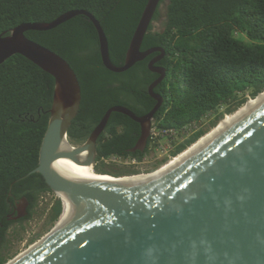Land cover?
<instances>
[{
    "label": "trees",
    "instance_id": "16d2710c",
    "mask_svg": "<svg viewBox=\"0 0 264 264\" xmlns=\"http://www.w3.org/2000/svg\"><path fill=\"white\" fill-rule=\"evenodd\" d=\"M163 1L153 21L158 19ZM147 2L0 0V34L22 22L52 21L69 10L84 9L101 22L110 57L121 65ZM25 34L63 56L79 77L82 102L68 129L70 143L87 140L111 106L125 105L144 115L156 104L148 87L159 74L149 69L147 59L124 72L107 69L98 32L87 16L77 15L53 29ZM151 47L165 49L159 65L167 70L155 88L164 102L153 124L160 130L180 128L191 122L204 123L202 120L213 116L208 127L194 131L177 142L169 155L155 161L154 171L217 126L226 114L264 91V0H168L163 29L154 30L151 23L144 36L141 49ZM54 89V76L20 54L0 64V264L10 256L11 226L32 218L42 194L53 192L41 173L30 172L39 164ZM140 134L138 122L113 112L97 140L94 170L116 177L142 174L144 171L133 164L103 160L117 156L142 161L151 139L145 151L133 152ZM21 198L28 200V213L16 220L11 217ZM62 210V200L56 197L52 222L59 219Z\"/></svg>",
    "mask_w": 264,
    "mask_h": 264
},
{
    "label": "water",
    "instance_id": "95a60500",
    "mask_svg": "<svg viewBox=\"0 0 264 264\" xmlns=\"http://www.w3.org/2000/svg\"><path fill=\"white\" fill-rule=\"evenodd\" d=\"M160 2L148 0L121 65L110 57L101 22L84 9L69 10L52 21L22 22L0 34V64L20 54L55 78L39 164L30 173H41L57 195L70 198L73 208L59 228L55 225L53 237L38 241L40 244L17 264H264V100L155 179L111 175L113 181L93 184L52 169V162L61 157L93 167L97 140L113 112L126 114L141 125L140 137L131 151L145 150L155 114L164 102L154 88L166 77L167 70L155 65L165 56L164 48L142 50L141 46ZM77 15L93 22L102 62L111 71L124 72L154 52L160 54L148 64L159 74L148 88L156 100L154 107L137 115L125 105L111 106L87 140L73 146L68 129L81 107L79 77L63 56L25 33L53 29ZM63 143L70 149L60 151ZM83 151L87 152L85 160L80 155ZM18 201L25 204L21 209L16 206L13 219L28 213V200Z\"/></svg>",
    "mask_w": 264,
    "mask_h": 264
},
{
    "label": "rangeland",
    "instance_id": "374dc122",
    "mask_svg": "<svg viewBox=\"0 0 264 264\" xmlns=\"http://www.w3.org/2000/svg\"><path fill=\"white\" fill-rule=\"evenodd\" d=\"M167 3H168V0H164L159 7V17L157 20H154L152 22L154 30H162L164 27V23L166 21ZM251 99L253 98H249V100ZM245 105L246 104H244L241 107H244ZM239 109H237L236 112ZM223 110L224 109H222V111ZM236 112H233L232 114ZM227 115H231V114H226L221 120H223ZM212 117L213 116H210L209 118L206 117L204 120H202L204 121V123L201 122V124L197 127L199 128L208 127L209 122L212 119ZM192 127L193 129L195 128L193 125ZM213 128H211L209 131H211ZM159 130L160 129H158V132L156 131V134L154 133L155 137L152 140V145H153L152 150L151 152H148V155L143 160L144 162H140L139 164L134 165V167H136L137 169H142L144 171L142 174H148L152 172L151 169H152L153 163H155V161L163 159L167 154H170V151L172 150L174 144L176 143L174 142L172 137L169 134H167V132L164 133ZM71 144L73 146H78L81 144V142L71 143ZM128 161L130 162L129 159ZM56 197H60V196L59 194L57 195L55 191L42 194V196L39 199V203L37 207L35 208V213L33 217L28 220H24L22 222L14 223L11 226L9 230V236H8L11 239L10 256L7 262L13 260L17 256L19 257L24 252L28 251L29 250L28 248L30 246L33 247L35 243L40 241L43 237H45L48 233L52 231V229L55 227L58 221L57 219L56 221L52 222L50 219L51 209L54 204V199ZM24 204H25L24 202L18 201L17 206L18 208L21 209L24 206Z\"/></svg>",
    "mask_w": 264,
    "mask_h": 264
},
{
    "label": "bare ground",
    "instance_id": "6f19581e",
    "mask_svg": "<svg viewBox=\"0 0 264 264\" xmlns=\"http://www.w3.org/2000/svg\"><path fill=\"white\" fill-rule=\"evenodd\" d=\"M264 100V93L257 99H251L247 105L244 107H241L236 113L227 115L223 120L220 121V123L213 128L211 131H209L207 134H205L198 142L193 144L191 147H189L185 152L181 153L178 156H174L171 158L164 166H162L159 170H157L154 173L149 174H140L137 176H133V178L136 179H143V180H149V179H155L158 177H161L168 173L170 170H172L174 167L182 163L186 158H188L192 153H194L196 150L210 142L213 138H215L221 131H223L228 125H230L232 122L237 120L239 117L244 115L246 112H248L250 109L255 107L257 104L262 102ZM69 148L67 143H63L60 146V151L65 152ZM81 158L86 159L87 152L83 151L81 152ZM52 169L58 173L65 176H69L71 178H74L76 180L82 181L84 183H93V184H102L105 182L113 181V178H111V175L97 173L92 166H86L80 163H77L74 159L70 157H61L58 159H55L52 164ZM59 196L62 199V202L64 203V211L62 216L58 219L56 225L57 228L60 227L66 221V219L69 217L70 213L72 212V203L70 201V198L63 194H59ZM56 226L53 228V231L48 233L42 242L47 241L48 239H51L53 235L55 234V229H57ZM41 242V243H42ZM40 244V242L36 243L33 247H31L28 251L24 252L22 255L17 257L16 259L12 260L9 264H17L21 258H23L25 255L30 253L35 247H37Z\"/></svg>",
    "mask_w": 264,
    "mask_h": 264
},
{
    "label": "built area",
    "instance_id": "2783aa9c",
    "mask_svg": "<svg viewBox=\"0 0 264 264\" xmlns=\"http://www.w3.org/2000/svg\"><path fill=\"white\" fill-rule=\"evenodd\" d=\"M198 124V125H197ZM192 125L195 127L194 129H193V127H192ZM200 124L199 123H196V122H191V123H187V124H185V125H183V126H181L180 128H169V129H162V130H159V131H161V132H164V133H166L167 132V134H169L171 137H172V139L174 140V142H179V141H181V140H183V139H185L186 137H188L189 135H191L194 131H196V130H198L199 129V127H197V126H199ZM156 131L158 132V128H157V125H152V127H151V132H150V139H151V141H150V146H149V151L148 152H151V150H152V147H153V145H152V140H153V138L155 137L154 136V133L156 134ZM165 135V134H164ZM179 137V138H178ZM176 138H178V139H176ZM181 138V139H180ZM176 139V140H175ZM175 143V144H176ZM174 144V145H175ZM174 147V146H173ZM147 155H148V153H147ZM146 155V156H147ZM167 155H169V154H167ZM145 156V157H146ZM128 159L130 160V162L128 161ZM128 159H122V158H120V157H117V156H112V157H108V158H103V160L106 162V163H111V162H116V163H125V164H133V165H135V164H139L141 161H139L138 159H136V158H128ZM145 159V158H144ZM143 159V160H144Z\"/></svg>",
    "mask_w": 264,
    "mask_h": 264
},
{
    "label": "flooded vegetation",
    "instance_id": "af4514ba",
    "mask_svg": "<svg viewBox=\"0 0 264 264\" xmlns=\"http://www.w3.org/2000/svg\"><path fill=\"white\" fill-rule=\"evenodd\" d=\"M156 56H157V55H153V54H151V55H149L148 57H146L145 59H147V64H149V62H150L154 57H156ZM159 61H160V60H158V61L155 62V65H156V66H161V65H159ZM157 74H158V73H157ZM157 78H158V77H155V78L149 83V86H150V84H151L152 82H154ZM163 80H164V79H163ZM163 80H162V81H163ZM160 83H161V82H160ZM160 83H159V84H160ZM159 84H157V85L155 86V88H157V86H158ZM148 88H149V87H148ZM155 88H154V90H155ZM155 92H156V93H159V92H157L156 90H155ZM159 94H160V93H159ZM151 97H152V96H151ZM152 98H153V97H152ZM154 119H155V117H154ZM153 121H154V120H153ZM152 125H153V122H152ZM81 143H83V142H81ZM145 149H146V148H145ZM144 151H145V150H144ZM147 153H148V152H147ZM134 158H136V157H134ZM144 158H145V156L143 157V159H144ZM132 159H133V158H132ZM136 159H138V158H136ZM143 159H142V161L139 160V159H138V160L141 161V162H144ZM17 203H18V202H17ZM16 208H17V207L15 206V213H14L13 216H15V215L17 214ZM16 220H19V219H16Z\"/></svg>",
    "mask_w": 264,
    "mask_h": 264
}]
</instances>
